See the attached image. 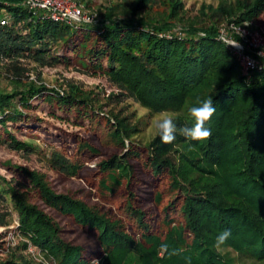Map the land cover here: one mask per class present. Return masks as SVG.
Returning <instances> with one entry per match:
<instances>
[{
    "label": "trees",
    "instance_id": "1",
    "mask_svg": "<svg viewBox=\"0 0 264 264\" xmlns=\"http://www.w3.org/2000/svg\"><path fill=\"white\" fill-rule=\"evenodd\" d=\"M73 1L83 7L91 4V0ZM112 1L99 7L98 24L67 25L28 10L20 0H0V21L8 20L0 25V144L16 153L35 151L34 144L14 135L34 131L43 123L30 114L35 101L48 103L52 117H58V111L72 125H92L97 95L73 84L60 94L41 82V71L59 65L103 77L119 90L107 101L132 98L152 113L178 114V127L194 124L189 109L211 96L216 108L206 124L211 137L191 141L177 134L173 143L163 144L155 134L140 145L133 140L141 122L132 123L128 116L108 110L109 117L102 120L113 141L124 148L128 140L130 147L122 155L101 160L98 173L114 186L125 182L123 203L133 216L138 240L106 212L57 193L45 174L12 163L2 166L20 181L0 175V228L7 231L17 214L20 250L32 246L52 264H91L95 255L64 241L49 210L88 234L110 264H122L131 253L145 264H233L214 247L224 230L231 236L222 249L264 262V71L244 77L235 56L217 39L219 26L213 23L255 22L264 13V0L222 2L210 8V14L201 11L207 22L184 20L179 0H166V7L155 15L151 14L155 0ZM55 138L61 144L60 136ZM81 147L90 154L95 151L88 144ZM77 148L63 144L50 150L51 169L69 178L77 176L79 159L73 161L64 153L75 154ZM129 157L141 159L152 180L150 203L161 215L159 234L145 223L148 211L137 204V176ZM161 181L166 183L163 193L158 192ZM113 190L110 186L108 191ZM164 194L167 200L160 209ZM4 236L0 235V252L7 251V256L0 264H45L17 252L19 248L4 250ZM162 244L182 251L168 256Z\"/></svg>",
    "mask_w": 264,
    "mask_h": 264
},
{
    "label": "rangeland",
    "instance_id": "2",
    "mask_svg": "<svg viewBox=\"0 0 264 264\" xmlns=\"http://www.w3.org/2000/svg\"><path fill=\"white\" fill-rule=\"evenodd\" d=\"M156 3L152 5L151 14L155 15L161 12L166 6V0H155ZM181 1L184 20H198L202 19L203 22H207L201 15V11L210 14V8L216 9L222 2H230L231 0H179ZM112 0H91V4L85 7L87 10L97 12L100 6L112 4ZM214 24L221 26L225 24V20ZM256 26H264V13L255 22ZM177 29H180L178 27ZM36 72L31 74L32 78H36ZM40 79L48 88H55L60 94L66 91L68 84H73L80 87L82 90L92 92L93 95H97L95 104V119L90 126H75L72 123L63 119L61 113L56 111L58 117H52L50 115V106L44 101H35L33 104L36 106L34 111H30V114H34L37 119H42V124L38 125L36 130L29 131L24 129L21 132H14V135L18 140L27 143L34 144L35 151L28 152L27 154L22 152H14L8 150V148L0 144V175L6 177L8 180L20 181L12 173L11 170L3 167L4 163H12L19 166L27 167L31 170H37L45 174L48 183L51 188L57 193L69 194L78 199H81L90 206H95L102 212H106L112 219L119 220L121 224L127 229V232L131 234L133 238L138 240L136 228L134 224L133 216L125 210L124 207V185L125 182H121L119 186H114L106 175L100 174L98 169V163L101 160L107 159L113 155H122L130 147L128 140L124 141V148L116 145L110 135V129L105 125V120L109 117L108 110H112L114 113H119L121 116H128L132 123L140 121L139 135L133 140L134 143L143 145L149 141L155 135L154 122L159 117L160 113H152L148 109L144 108L140 103L136 102L132 98L120 97L118 99H112L107 101L112 94H119V90L112 88L109 83L101 76H92L90 74H84L73 66L59 65L55 68L43 70L40 73ZM6 86V82L2 83ZM98 101V102H97ZM108 103L102 110L97 109L99 104ZM113 121L111 120V123ZM9 128L10 123L7 124ZM55 136H60L62 140L67 139L66 143L61 140L58 141ZM63 144H66L68 149L77 148L75 151L64 152L73 161L77 158L81 165L79 173L75 177L64 176L53 169L48 164V156L50 150L60 149ZM82 144H88L95 149L93 154L83 151ZM63 148V147H62ZM79 157V158H78ZM130 162L133 164L134 171L137 176L136 185L134 186V192L139 200L137 204L148 211L145 223L150 224L153 227V232L156 234L161 233V215L155 210V207L150 203L152 192L154 187L152 186V180L144 172L141 167V159L136 157H129ZM106 181V182H105ZM123 181V180H122ZM103 182L106 184L103 185ZM110 186L114 188L109 192ZM166 189V183L160 182L158 192L163 193ZM167 195H163L162 201L159 204L162 208L167 200ZM32 202L40 204L36 197H32ZM48 213L54 217L61 227V238L72 245L82 246L86 255H95V260L99 264H110L104 260L102 253H99L98 248L94 240L85 232L81 231L76 226L72 225L68 219L62 217L55 212L49 210ZM13 222L9 229L5 231L0 228V235H5L2 238L4 245L2 248L18 250L21 252V238L15 232L17 223V214L12 215ZM156 226V227H155ZM164 232V231H162ZM222 254H225L227 259H231L233 264H264V262L254 261L249 258L238 255L229 248L220 250ZM26 256L33 257L37 262H44L45 264H52L45 260L40 252H38L32 246H28V249L22 251ZM7 256V251L0 252V261ZM102 258V259H101ZM101 259V260H100ZM93 260V259H92ZM121 261V260H120ZM122 263V262H121ZM122 264H145L141 263L137 253H131L127 258L123 260Z\"/></svg>",
    "mask_w": 264,
    "mask_h": 264
},
{
    "label": "built area",
    "instance_id": "3",
    "mask_svg": "<svg viewBox=\"0 0 264 264\" xmlns=\"http://www.w3.org/2000/svg\"><path fill=\"white\" fill-rule=\"evenodd\" d=\"M20 2L28 10L34 13H42L44 18L53 22L67 25H96L100 22V17L96 12L87 10L73 0H20ZM7 23L6 18L0 21L2 26ZM233 25L236 24L225 23L221 25L218 28V36L227 31L235 37L236 34L232 32ZM236 26H239L244 34L242 37H237L241 47L235 48L224 45L235 56L242 75L247 77L253 71H264V54H261L264 52V26H256L254 22H243L242 25Z\"/></svg>",
    "mask_w": 264,
    "mask_h": 264
},
{
    "label": "clouds",
    "instance_id": "4",
    "mask_svg": "<svg viewBox=\"0 0 264 264\" xmlns=\"http://www.w3.org/2000/svg\"><path fill=\"white\" fill-rule=\"evenodd\" d=\"M232 32L236 34L235 37L225 31L218 36V40L227 46L240 48L241 45L237 37H242L244 34L241 32L240 27L236 25L232 26ZM201 35L203 36L204 34L201 33ZM261 54H264V52ZM189 112L194 120V124L191 126L181 125L179 127L177 125V120L179 119L178 114L168 111L160 113L159 117L154 122V129L155 134L159 137L161 143H173L176 140L177 134L191 141H202L211 137V130L206 127V124L211 120L212 116L216 112L211 96L203 101H199L198 106L191 107ZM230 236V230L220 232L216 236L214 247L217 250H222V248L227 244ZM161 249L163 252H166L168 256L179 255L182 251V249L169 250V246L167 244H162ZM91 264H99V262L93 259Z\"/></svg>",
    "mask_w": 264,
    "mask_h": 264
}]
</instances>
